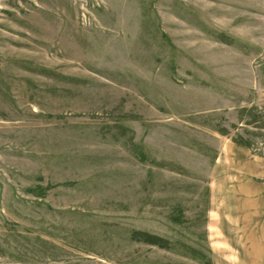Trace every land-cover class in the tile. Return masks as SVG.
Returning a JSON list of instances; mask_svg holds the SVG:
<instances>
[{
  "label": "rangeland",
  "instance_id": "obj_1",
  "mask_svg": "<svg viewBox=\"0 0 264 264\" xmlns=\"http://www.w3.org/2000/svg\"><path fill=\"white\" fill-rule=\"evenodd\" d=\"M249 155L264 0H0V264H264Z\"/></svg>",
  "mask_w": 264,
  "mask_h": 264
},
{
  "label": "crops",
  "instance_id": "obj_2",
  "mask_svg": "<svg viewBox=\"0 0 264 264\" xmlns=\"http://www.w3.org/2000/svg\"><path fill=\"white\" fill-rule=\"evenodd\" d=\"M242 152V151H241ZM249 154V153H248ZM249 160L239 161L236 160V170L230 176L234 181V188L241 194L242 204H251L257 206L255 212H251L250 217L253 221L250 224L255 227L257 231L260 230L259 236L264 237V166L248 170L246 165L253 160L257 161L258 158H252L249 155ZM245 162V163H243ZM262 179L260 183L256 179ZM252 238V236H248ZM260 243L264 245V241L260 239Z\"/></svg>",
  "mask_w": 264,
  "mask_h": 264
},
{
  "label": "built area",
  "instance_id": "obj_3",
  "mask_svg": "<svg viewBox=\"0 0 264 264\" xmlns=\"http://www.w3.org/2000/svg\"><path fill=\"white\" fill-rule=\"evenodd\" d=\"M84 17H85V16H82V15H81L80 20H81L82 23H83V20H82V19H83ZM83 24H84V23H83Z\"/></svg>",
  "mask_w": 264,
  "mask_h": 264
}]
</instances>
